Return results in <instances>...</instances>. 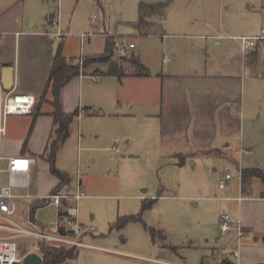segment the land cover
Returning <instances> with one entry per match:
<instances>
[{
	"label": "rangeland",
	"instance_id": "374dc122",
	"mask_svg": "<svg viewBox=\"0 0 264 264\" xmlns=\"http://www.w3.org/2000/svg\"><path fill=\"white\" fill-rule=\"evenodd\" d=\"M100 2L98 8L93 9L87 3L78 10L71 32L79 35L93 32L89 19L95 15L96 21L91 23L101 30L105 24L110 34L118 36V44L134 42L136 49L132 56L118 58L131 59L139 54L149 68L153 80L145 88L147 97L154 101L151 107L154 113L159 114L160 110L156 76L167 68L179 75H192L194 73L188 72L192 70L239 79L232 82L231 102L217 103L214 112L217 127L225 126L226 109L242 124L231 125L232 134L217 145L219 149L183 156L175 154L180 148L178 144L167 143L161 137V117L158 115L148 117L138 110L136 114L132 112L131 117L113 124L90 116L83 122L75 121L70 137L57 153L56 166L72 177L68 192L74 193L78 179H82L85 196L79 201L68 199L65 204L66 207H77L76 219L86 232L79 239L87 245L77 246L79 254L68 264H201L204 255H211V247H220L225 238L219 218L224 212H232L234 202L226 197L241 194V168L250 167L253 159L264 168V77L257 71H242L240 65L231 61L240 54L234 40L223 39V44L217 45L212 40L181 36L189 34L190 28L174 23L168 27L164 25V40L159 35L140 37L132 29L131 21L120 16L128 0ZM189 2L184 5L183 15L176 19L188 14ZM241 6L239 12H247V3H241ZM66 17L67 20L70 18V11ZM205 20L208 19H197L199 28L194 32H205L200 30V26L205 28ZM101 40L99 35L92 38L91 52L101 49ZM82 54L81 39L73 37L67 46V59L76 61ZM165 56L173 61L164 64ZM195 90L202 92V86ZM40 97H37V105L41 113L43 109L53 110L52 97ZM199 98L203 99V95ZM213 110L211 105L208 113L212 111V114ZM32 124L33 115L21 119L8 117L9 136L28 135ZM221 136L218 128L217 140ZM116 141L119 153L114 150ZM182 146L197 149L192 143ZM4 147L7 150L15 148L13 142ZM241 147L251 152L241 150ZM226 173H231L233 178L223 190L219 183ZM54 179L48 160L37 157L30 186L33 197L16 198L17 216L23 217L26 225L35 228L28 222L36 220L51 230L59 220V208L53 203L43 206L45 202H41L53 193ZM252 179L251 187L255 193L262 187L261 180ZM14 191L22 193L20 189ZM148 202L151 205L144 208ZM36 204L40 207L32 219L31 206ZM61 224L67 226V219ZM15 240L19 255L32 250L37 243L36 238L28 236Z\"/></svg>",
	"mask_w": 264,
	"mask_h": 264
},
{
	"label": "crops",
	"instance_id": "0c3cea01",
	"mask_svg": "<svg viewBox=\"0 0 264 264\" xmlns=\"http://www.w3.org/2000/svg\"><path fill=\"white\" fill-rule=\"evenodd\" d=\"M188 1H190L188 14L181 19H176L183 15L184 5ZM141 2L163 5V8L155 7L154 12L143 25L139 23ZM87 3L94 9L98 8L101 2L100 0H0V82L4 92L29 93L36 98L41 96L46 89L60 44L66 56L69 40L79 37L84 47V54L75 63H80L81 58L89 61L81 68V72L60 91L64 112H78V116L70 127L68 138L74 122H83L85 117L101 118L113 124L131 117L132 112L136 114L138 110H141L145 116L161 117V137L167 143L179 145L176 155H194L198 152L207 154L219 149L217 145L230 138L231 125L242 124L235 114L226 109L223 115L225 126L217 127L216 112H214L217 103L219 105L222 101L231 102V91L234 86L232 82L237 78L211 75L207 72L198 73L192 70L188 71L194 73L192 75H179L167 68L156 76L159 80L155 83L159 91L160 110L159 114L154 113L151 110L154 101L151 97H147L145 88L152 82L153 77L139 54H136L133 59H119L112 51L113 55L108 62L90 60L104 53L108 43L113 45V50L118 44V36L110 34L105 24H103L104 31L94 24L95 15L90 16L89 19V27L93 32L86 31L80 35L71 32L74 17ZM241 3L243 5L247 3V12H239ZM57 7L60 9L62 36L52 34L56 30L52 24V17ZM69 11L70 18L67 20ZM120 16L131 21L132 29L140 37L159 35L164 40L166 35L164 25L168 27L170 23H174L190 28L189 34L184 33L181 36L212 40L217 45H222L223 39H231L240 48L238 41L231 38L232 36L258 35L264 29V0H128ZM199 17L208 19L204 22L205 28L200 26V30L203 29L205 32H194L199 28V21H197ZM86 33L91 34L83 37L82 34ZM98 35L102 38L101 49L98 52H91L92 38ZM172 61L171 57H163L164 64ZM231 61L240 65L242 71L248 70L253 73L257 71L260 77H264V48L250 49L245 56L240 51V54L232 57ZM111 63L116 64L122 71L120 76L108 73ZM200 86H202V92L196 91L195 89ZM46 95L52 97L50 89ZM200 95H203V99L199 98ZM211 105L214 106L212 114V111L208 113ZM49 111L51 110H42L35 120L30 135L20 133L17 136H9L7 119V133L3 141L4 153L10 155L18 152L36 158L41 156L54 129V119L48 114ZM30 115L34 118L33 113L13 116L21 119ZM242 122L244 127V119ZM218 128L222 135L219 140H217ZM26 140L27 146L24 149ZM11 142L14 143L15 148L4 149V144ZM189 143L195 144L197 149H185L182 146ZM115 144L118 145L117 141ZM242 149L248 153L251 152L248 148L241 147ZM252 167L264 170L255 159L250 161V167L247 168ZM242 169L244 168H241V171ZM52 176L55 178L52 184L53 189L60 180L55 175L52 174ZM240 178L241 194L226 197L234 203L231 204L232 212L224 213H230L241 219L243 235L238 237L234 229L223 234L225 238L221 246H212L211 255H204L201 264H227L230 260L239 264H264V182L261 180L262 187L254 193L251 187L253 179L243 184L242 174ZM78 180L82 188V179ZM71 182L72 177L70 184ZM70 187L67 183L59 192L72 193L67 191ZM240 196L241 200L238 199ZM66 201V199L62 200L58 207L59 217L66 214L68 207H66ZM235 250L239 251L238 257L232 256ZM30 251L27 250L24 254ZM69 261L71 260H68L67 264ZM158 262L164 263L161 260Z\"/></svg>",
	"mask_w": 264,
	"mask_h": 264
},
{
	"label": "built area",
	"instance_id": "2783aa9c",
	"mask_svg": "<svg viewBox=\"0 0 264 264\" xmlns=\"http://www.w3.org/2000/svg\"><path fill=\"white\" fill-rule=\"evenodd\" d=\"M96 17V16H94ZM52 24L56 30L53 35L62 36L63 32L60 29V9L57 7L55 15L52 17ZM91 33L82 34V36L90 35ZM114 36V35H113ZM117 36V35H116ZM239 43L240 51L243 56L250 49L264 48V29L258 35L252 36H232ZM136 49L134 42L128 44H117L113 52L117 57L125 58L132 56ZM84 63L83 58L80 60V65ZM37 105V98L29 93H15L14 91L4 92L0 82V264H23L24 256L30 252H37L41 255V250L44 245L54 246H85L87 245L81 238L85 232L83 226L76 219L77 207L74 205L66 208V214L59 218L54 223L51 230L48 226L38 223L36 220H29L35 228H32L24 223V218L17 216V197L31 198L33 195L30 192L32 173L37 164V158L32 155L19 154L7 155L3 151V141L7 133V119L13 115H29L32 114ZM114 150L119 153L117 144L114 145ZM240 170V175H241ZM6 176V182H4ZM232 179L231 173H226L219 183L221 189L228 187V181ZM20 189L22 193H16L14 190ZM85 196L81 188L80 181L74 193H50L43 200L46 205L51 203L57 207L61 201L66 199H74L79 201ZM239 200L242 197H238ZM67 219L68 225L63 226L62 220ZM37 228V229H36ZM236 230L238 237L243 235V226L239 217H234L230 213H223L221 216L220 230L225 234L231 230ZM63 230V231H62ZM71 231L72 235L66 232ZM33 237L37 239V243L33 249L19 255L18 237ZM240 244V243H238ZM42 256V255H41ZM233 257L239 256V251L235 250L232 253ZM227 264H239L230 260Z\"/></svg>",
	"mask_w": 264,
	"mask_h": 264
},
{
	"label": "trees",
	"instance_id": "16d2710c",
	"mask_svg": "<svg viewBox=\"0 0 264 264\" xmlns=\"http://www.w3.org/2000/svg\"><path fill=\"white\" fill-rule=\"evenodd\" d=\"M155 7L163 8V5H150L141 2L139 4V23L140 25L145 24L147 18L151 16L154 12L153 9ZM113 45L108 43L104 53L98 55L94 59L90 60H99L108 62L113 55ZM134 58V57H133ZM131 58V59H133ZM89 60L85 59L83 65L80 63H75L74 58L69 61L66 56L62 52V44H60L57 53L55 55V59L51 68V72L49 75V79L46 85V89L40 98H44L47 91L50 89L52 92V101L51 105L53 106V110L49 111L54 119V129L52 130L50 137L48 139L46 148L43 154L40 156L41 158H45L50 163V172L55 175L59 180V184L53 188L52 192L57 193L61 189L62 185H65L71 181L70 174L67 171L60 170L56 166V156L60 148L65 143L66 139L69 136L70 127L78 116V112L66 113L63 110L61 100H60V91L61 89L68 83L70 80L78 75L81 72V68L84 67ZM136 61V60H134ZM109 74H115L120 76L122 71L118 68V66L114 63L110 64ZM37 110L34 113L33 124L31 126V130L29 135L32 132L34 123L36 118L41 114V110L39 105H37ZM27 146V140L24 143V149ZM242 173V182L243 184H247L252 178L257 177L264 182V170L259 168H244L241 171ZM45 202L44 200L41 201ZM151 202V201H150ZM148 202L144 205V208H147L151 205ZM45 206L46 202L43 203ZM40 207L39 205L31 206V218L34 219L36 209ZM63 231V230H62ZM66 232V231H65ZM69 235H72L71 231L66 232ZM79 254L77 246H54V245H44L41 250L42 255V264H67L68 260H72L77 258Z\"/></svg>",
	"mask_w": 264,
	"mask_h": 264
},
{
	"label": "water",
	"instance_id": "95a60500",
	"mask_svg": "<svg viewBox=\"0 0 264 264\" xmlns=\"http://www.w3.org/2000/svg\"><path fill=\"white\" fill-rule=\"evenodd\" d=\"M42 256L37 252H30L24 256L23 264H42Z\"/></svg>",
	"mask_w": 264,
	"mask_h": 264
}]
</instances>
